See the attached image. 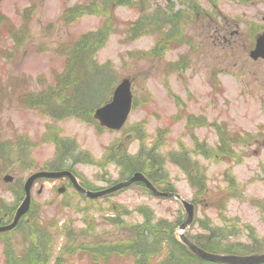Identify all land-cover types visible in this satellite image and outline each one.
Wrapping results in <instances>:
<instances>
[{"label": "rangeland", "instance_id": "obj_1", "mask_svg": "<svg viewBox=\"0 0 264 264\" xmlns=\"http://www.w3.org/2000/svg\"><path fill=\"white\" fill-rule=\"evenodd\" d=\"M95 4L97 13L69 23L62 17L67 8ZM104 27L105 38L86 60L91 77L75 82L87 85L80 96L92 92L94 109L55 117L31 107L30 98L57 85L72 44ZM263 32L264 0H130L123 6L106 0H0V218L8 214L0 225L11 222L23 198L17 200L19 184L23 189L32 174L55 170L61 149L57 161L64 172L74 171L80 183L107 193L90 200L68 178L37 181L34 216L60 233L50 264L56 258L58 264H135L114 253L95 263L81 251L63 256L71 227L79 233L78 246L109 243L102 249L110 251L128 241L131 225L149 216L157 224L181 221L173 237L182 241V202L155 197L142 185L125 187L119 162L124 155L140 159L158 188L168 184L194 205L183 236L264 248V60L250 57ZM123 78L132 79L134 107L125 126L112 131L96 122L94 110L111 101ZM221 133L232 138L227 150L220 147ZM26 228L0 233V264L7 248L21 254L29 246ZM171 252L153 262L167 261L162 255Z\"/></svg>", "mask_w": 264, "mask_h": 264}, {"label": "trees", "instance_id": "obj_2", "mask_svg": "<svg viewBox=\"0 0 264 264\" xmlns=\"http://www.w3.org/2000/svg\"><path fill=\"white\" fill-rule=\"evenodd\" d=\"M112 1V3H117L118 5H127L129 4L130 0H106ZM85 6H75L72 8H67L63 12V19L66 22H71L73 20L78 19L81 15H86L89 13H97V9H100L97 4L94 6L90 5L91 8ZM106 28L104 27L101 29L98 34H84L79 40H76L72 47L69 48L71 51L72 58L69 59L67 67L65 71L59 75V79L57 85L51 87L49 90L44 91L40 94L34 95L29 100V105L31 107L42 108V110L51 115V116H78L79 110L88 113L94 109V105L97 103H93V100L90 101V97H92V92H87L84 96H80L79 92L84 90L86 86H81V82L78 85L75 84L77 80H80L82 76L86 79H89L91 76H88V66L89 64L86 63V60L90 59V55L93 54L98 46L102 43L103 39L106 36ZM143 59H146L142 57ZM89 62V61H88ZM76 74V76H74ZM79 76V78H77ZM95 82H98L96 79L93 78ZM85 81V80H81ZM74 87L77 88L75 93H70L68 91L69 88ZM110 90V88L108 89ZM76 95V101L71 103V96ZM89 103V106H87ZM93 103V104H92ZM68 110V111H67ZM230 140L228 135L221 133L219 138V144H222L220 147L223 150L229 149ZM26 143L27 141H21ZM64 143V140L62 141ZM235 143V141L231 142ZM60 152L57 153V158H60ZM182 156V155H181ZM56 158L55 163V170H62L63 165L58 163ZM140 159H136L132 161L129 157L125 158V155L119 159L121 166L125 167L124 173H122V178L127 179L135 172L143 173L147 178L155 182V178H153L150 172L147 170L144 165L139 162ZM181 165L185 170H188L185 162L181 161ZM228 181H233L231 177H227ZM191 181L193 184L197 185L199 178L197 176H191ZM83 184V183H82ZM84 187L91 189L92 187H88L83 184ZM168 187V184H167ZM173 191V187H168ZM93 189V188H92ZM95 189V187H94ZM169 190V189H168ZM21 196H24L23 189H21ZM32 214V215H31ZM26 219H29L26 220ZM144 224H133L130 227V236L128 241L123 240L120 243H117L116 246L111 249L113 252L108 251L107 249H102L103 247H107L109 243L100 245V247L94 246H87V245H80L78 246L77 240L80 237L78 231L74 228H70L69 231L65 233L67 235L65 238L68 240L65 243L64 247L61 248V254L65 255H73L74 252L81 251L82 254L90 255L92 258V262H98L99 258L102 260L106 259V255L110 253L118 254L119 256H124L127 259H131L134 261L135 264H224V263H211L205 260H202L198 256H196L189 248L183 246L180 242L178 243L176 239L173 237V230L174 227L179 225L176 224H169L164 221L161 223H154L152 217H145ZM84 222L88 224L89 229L91 228V223L89 219L84 218ZM161 228V226H163ZM20 226H27L26 228V235L25 241L29 242L28 247H24V251L19 254L16 249H12L14 252L10 251L7 248L4 252L6 256L5 264H50V261L53 257V247L56 243L55 238L60 236V233L53 232L50 227L45 226L43 223L40 224L37 216H34V210L30 209L29 213L22 219ZM76 233H73V231ZM80 232H83L82 230ZM71 234V235H70ZM215 233L212 235L214 236ZM64 235V236H65ZM225 234L218 235L219 239H221ZM205 238H197L192 237L190 240L195 243L200 248L208 251L210 253H219V254H238V255H246L251 252H258L264 251V248L258 249H249L245 245L233 244V243H224L222 241L217 240H204ZM173 247L174 251L171 252V248ZM166 251H170L169 255H162L168 258L167 261L162 260L160 263H154L153 259H157L158 255L161 253L166 254ZM61 254L58 258L61 257ZM160 254V255H161ZM56 263L58 264L57 258Z\"/></svg>", "mask_w": 264, "mask_h": 264}, {"label": "water", "instance_id": "obj_3", "mask_svg": "<svg viewBox=\"0 0 264 264\" xmlns=\"http://www.w3.org/2000/svg\"><path fill=\"white\" fill-rule=\"evenodd\" d=\"M250 56L254 60H257L259 58L264 59V34L260 35L257 38L255 48L251 51ZM131 108H132L131 80L126 78V79H123L122 82L114 90L111 101L107 103L106 105L98 108L95 111V118L100 121V124L102 126L107 127L112 130H119L123 127V125L127 121ZM62 176H68L73 181L77 189L89 197L97 198L107 193V192L93 193V192L83 189L81 186L77 184L74 176L70 172H67V171L66 172H38V173H35L31 177H29V179L25 183V186H24L25 198L20 204V206L18 207L13 222L10 225L0 227V232L9 231L15 228L19 220L29 211L30 205H31V189H32L34 182L37 179L58 178ZM136 182L143 183L155 196L177 197L183 203L188 213V219L181 226V229H185L186 226L192 223L193 218H194V206L186 202L180 195L158 191L155 188V186L142 173L135 174L129 181L125 183L124 186L125 187L130 186L131 184L136 183ZM120 186H122V183L115 186L113 190H116V188ZM181 238L184 244L188 246L195 254L209 261H214V262L225 261V262H229L233 264L264 263V254H256V255H251L247 257L219 256V255H214V254H210V253L203 251L202 249L194 245L192 242H190L184 236H181Z\"/></svg>", "mask_w": 264, "mask_h": 264}, {"label": "flooded vegetation", "instance_id": "obj_4", "mask_svg": "<svg viewBox=\"0 0 264 264\" xmlns=\"http://www.w3.org/2000/svg\"><path fill=\"white\" fill-rule=\"evenodd\" d=\"M7 216H8L7 213H5V215H3V217H7ZM3 217H1L0 220H1ZM11 218H12V215H11Z\"/></svg>", "mask_w": 264, "mask_h": 264}]
</instances>
